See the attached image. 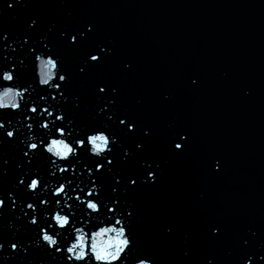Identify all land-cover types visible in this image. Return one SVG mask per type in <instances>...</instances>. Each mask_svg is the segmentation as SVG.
Segmentation results:
<instances>
[{"label":"snow or ice","instance_id":"snow-or-ice-1","mask_svg":"<svg viewBox=\"0 0 264 264\" xmlns=\"http://www.w3.org/2000/svg\"><path fill=\"white\" fill-rule=\"evenodd\" d=\"M8 7L11 8L12 4L10 3ZM35 24L36 21L32 20L28 27L31 28ZM90 31H92V26L88 25L85 31L68 35L67 39L70 44L78 45L80 40L87 38V32ZM65 35V33H61V36ZM3 40H8L7 33L0 35V41ZM27 44L28 38L25 37L24 44L20 47L23 48ZM40 45L48 50L46 59L40 55L35 56V60L39 62L38 86H47L42 88L44 94H38V99H32L31 91H29L31 85L23 88L16 87L15 74L19 71V67L17 63H11L7 70L0 69V89H2L0 91V110L11 109L12 111L10 113L5 112V115L23 116L24 121H31V123L21 125L28 132L33 131L34 124L47 130L44 135L38 138V142H36L37 138L35 136H26V139L20 141L21 144L26 146V150H22L23 156L27 158L25 163L31 165L35 154L46 152L50 154L48 156L50 166L55 169L49 175L55 176L56 172L63 173L64 175L58 178V181L63 182H58L54 190H50V197L46 199L41 198L42 196L39 193H48L49 187L47 182L43 181V177L39 175V172L33 173L32 171L30 176L24 174L20 177L17 188H22L23 191L31 193L34 197L33 201L23 203L21 210L24 217H30L28 224L34 226L33 230L37 233V237L27 245L20 241L12 242L9 244V248L13 252L27 253L28 248L33 245L44 247L53 250L54 253H59V259L63 260L65 264H74V262L75 264H80V262L82 264H127V256L134 248V241L128 232L129 218L132 216V212L119 211V217H106L107 223L105 226L97 225L95 226L96 230L85 231L86 224L93 218L94 213H100L101 208L104 209L105 213H116L118 211L119 200L112 199L111 203L103 201L100 196L101 185L97 183V174L101 173L107 165L113 164L112 146L117 144L118 138L107 127L92 129L91 134L85 132L83 135H80L78 130L73 127L74 120L66 116L61 104L62 101L66 100L67 73L63 71L61 64L58 63L60 57L53 58L55 54L49 45L43 43V41ZM28 51L30 53L37 52V46H29ZM110 51L106 47L97 46V50L86 56L83 62L85 67L99 66L107 58ZM7 60H9L8 57L5 58V61ZM22 65H24V61L19 60V66ZM125 67H129V65L126 64ZM84 71L85 68H80L81 73ZM5 82H9L11 86L5 84ZM195 82L194 80L193 83ZM117 91L116 87H110L106 84L98 86V92L104 94L100 99L106 101L100 112L103 113L112 109L116 103L114 96ZM26 93L28 95L27 99H25ZM57 97H59V100ZM41 101L46 106H42ZM49 101L55 103H49ZM113 115H109L108 119L112 120ZM48 117L52 118L51 121L48 120ZM57 121L60 123L58 124ZM119 124L124 125L126 132L129 133L133 132L136 127L135 121L130 120L127 116L119 119ZM8 126H12V120H8ZM0 130L12 141L16 140L14 131L8 130L2 119H0ZM16 131L18 132L19 129H16ZM74 131L77 132L76 136H73ZM144 134H149L147 129ZM177 136L178 141L173 142L174 149L183 151L188 138L187 133H177ZM67 137H72L71 142L68 141ZM136 147L141 148L142 146L137 143ZM78 149L91 153L93 157H99V159L92 162L94 167L89 166L88 163L83 164L84 172L91 177L85 187H81L79 184L74 186L73 180L69 179V176L77 177L84 174V172H78L77 168L78 165H81L77 155ZM128 155L130 153L125 149L124 156L127 157ZM57 160L63 161V166L58 165ZM3 163L7 164L8 161L5 160ZM142 166H145L144 170L146 172V176L142 178L143 181L155 183L158 166L153 168V165L147 161H143ZM17 167H21V165L18 164ZM214 168L216 170L220 169L219 162L215 163ZM107 170L112 171L110 167ZM116 183L119 184L120 181L117 179ZM136 183L137 179L129 181L130 185H136ZM116 190V188L112 189L113 192ZM70 192L74 195H69ZM8 199L12 201V208L18 206V200L12 192L8 193ZM68 201H73V203L70 204ZM5 204V200L0 198V210L5 207ZM49 204L59 206L58 210H50L48 207L42 208V206ZM74 204L82 217L87 218L81 220L80 227L76 226ZM109 204L112 206H109ZM23 209L31 211L27 212ZM58 229H63L68 234L64 243H61L58 239V237L64 235ZM212 232L214 234L218 233L219 229L213 228ZM113 240L117 242L112 243ZM2 249H4V243H0V250ZM55 258L57 257L54 256ZM260 260L264 261V256H261ZM135 264H153V261L148 257H142L137 258ZM245 264H252V257H249Z\"/></svg>","mask_w":264,"mask_h":264},{"label":"water","instance_id":"water-1","mask_svg":"<svg viewBox=\"0 0 264 264\" xmlns=\"http://www.w3.org/2000/svg\"><path fill=\"white\" fill-rule=\"evenodd\" d=\"M218 228V233L212 229ZM264 151L204 212L139 257L153 264H264ZM135 261L129 264H135Z\"/></svg>","mask_w":264,"mask_h":264},{"label":"clouds","instance_id":"clouds-1","mask_svg":"<svg viewBox=\"0 0 264 264\" xmlns=\"http://www.w3.org/2000/svg\"><path fill=\"white\" fill-rule=\"evenodd\" d=\"M117 236H118V233H117ZM112 243H116L117 241H115V240H113V241H111Z\"/></svg>","mask_w":264,"mask_h":264}]
</instances>
